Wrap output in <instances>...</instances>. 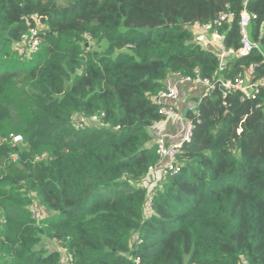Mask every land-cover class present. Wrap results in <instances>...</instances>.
I'll return each mask as SVG.
<instances>
[{"label":"trees","instance_id":"obj_1","mask_svg":"<svg viewBox=\"0 0 264 264\" xmlns=\"http://www.w3.org/2000/svg\"><path fill=\"white\" fill-rule=\"evenodd\" d=\"M244 1L0 0V264H264V89L222 85L264 59L220 70L189 29L231 13L217 29L236 52L245 9L264 51V0ZM195 70L213 88L185 111L178 171L148 182L158 96Z\"/></svg>","mask_w":264,"mask_h":264},{"label":"built area","instance_id":"obj_2","mask_svg":"<svg viewBox=\"0 0 264 264\" xmlns=\"http://www.w3.org/2000/svg\"><path fill=\"white\" fill-rule=\"evenodd\" d=\"M247 0L244 2L246 3ZM233 17V14L227 12H221L218 17L209 24H194L196 32H192L193 39L198 43L202 48L210 50L215 53L219 60V69L225 67L227 58L231 55L244 56L248 54L253 48H256L260 51L264 59V51L260 49L258 43L253 42L249 38V24L253 15L248 14L245 9L240 12L239 15V31L241 34V47L236 51L227 50L223 44V35L218 31V26L222 22L227 21ZM31 21L39 22L41 21L36 15L31 16ZM189 26V27H191ZM190 29V28H189ZM22 44L19 46V52L29 54L30 51L34 50L38 44L37 40V27H30L28 34L22 35ZM264 63V60H263ZM252 72L251 68L246 69V74L243 77H236L233 80H224L222 81L223 87L230 92L232 90H240L244 97H251L255 93H258L260 88L264 89V75L256 82H249L248 74ZM181 82H195L201 85L204 89L203 92H208L209 89H212L211 82L207 79H202L199 77L197 70L194 71V76H183L179 73L173 74ZM179 99V91L175 84H173L168 78L165 81V90L161 92L158 96V102L160 103L159 112L162 114L163 118L155 122L151 127L152 132L154 133L161 122L164 120L167 121H177L183 123V127L180 130V133L177 136H168L161 134L155 137V153L158 156V162L154 166L148 168L146 179L148 182H154L159 177L166 175L169 172H177L178 167L176 164V154L179 147L183 142L188 141L192 124L190 121L181 115L175 108V103ZM264 110V100L258 104ZM195 104L189 106L188 110L194 111ZM93 121H96V118H92ZM83 119L79 120L77 125L81 126ZM169 137L178 138L177 142H170ZM21 137H14L15 142H19ZM32 218L35 220L40 219L41 210L37 205H32L30 208ZM61 264H67L66 260L61 259Z\"/></svg>","mask_w":264,"mask_h":264},{"label":"crops","instance_id":"obj_3","mask_svg":"<svg viewBox=\"0 0 264 264\" xmlns=\"http://www.w3.org/2000/svg\"><path fill=\"white\" fill-rule=\"evenodd\" d=\"M194 33L196 28L194 26L189 27ZM170 81L175 84L179 91V99L175 103V108L177 111L185 117V111L188 110L189 106L195 104L203 94V87L195 82H181L175 76H169ZM183 127V123L177 121H167L161 122L157 130L154 132L155 137L164 134L168 136H177ZM170 142H177L178 138L168 139Z\"/></svg>","mask_w":264,"mask_h":264},{"label":"water","instance_id":"obj_4","mask_svg":"<svg viewBox=\"0 0 264 264\" xmlns=\"http://www.w3.org/2000/svg\"><path fill=\"white\" fill-rule=\"evenodd\" d=\"M41 22H43V19H41Z\"/></svg>","mask_w":264,"mask_h":264},{"label":"rangeland","instance_id":"obj_5","mask_svg":"<svg viewBox=\"0 0 264 264\" xmlns=\"http://www.w3.org/2000/svg\"><path fill=\"white\" fill-rule=\"evenodd\" d=\"M100 194V193H99ZM50 244V243H49Z\"/></svg>","mask_w":264,"mask_h":264}]
</instances>
